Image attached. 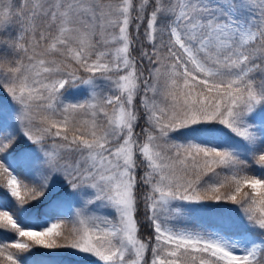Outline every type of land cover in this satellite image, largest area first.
<instances>
[{
  "label": "snow or ice",
  "instance_id": "obj_1",
  "mask_svg": "<svg viewBox=\"0 0 264 264\" xmlns=\"http://www.w3.org/2000/svg\"><path fill=\"white\" fill-rule=\"evenodd\" d=\"M0 233V264H264V0H0Z\"/></svg>",
  "mask_w": 264,
  "mask_h": 264
},
{
  "label": "trees",
  "instance_id": "obj_2",
  "mask_svg": "<svg viewBox=\"0 0 264 264\" xmlns=\"http://www.w3.org/2000/svg\"><path fill=\"white\" fill-rule=\"evenodd\" d=\"M66 227H71V224L68 223ZM0 241H5V240L1 239ZM46 251L48 250L35 249L33 254L30 256V260L33 262V264H41V262H43V264H52L54 258L43 255V253Z\"/></svg>",
  "mask_w": 264,
  "mask_h": 264
},
{
  "label": "rangeland",
  "instance_id": "obj_3",
  "mask_svg": "<svg viewBox=\"0 0 264 264\" xmlns=\"http://www.w3.org/2000/svg\"><path fill=\"white\" fill-rule=\"evenodd\" d=\"M60 219H66V220H68L67 217H60ZM1 239L5 240V241H11L12 239H14V236L11 233H7V234L0 233V240Z\"/></svg>",
  "mask_w": 264,
  "mask_h": 264
}]
</instances>
